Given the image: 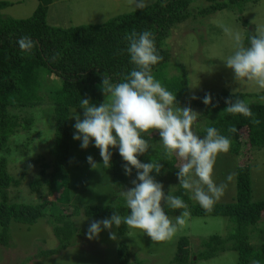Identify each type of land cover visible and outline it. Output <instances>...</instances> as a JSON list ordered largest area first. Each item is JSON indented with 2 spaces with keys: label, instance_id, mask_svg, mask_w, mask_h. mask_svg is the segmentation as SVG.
<instances>
[{
  "label": "trees",
  "instance_id": "obj_1",
  "mask_svg": "<svg viewBox=\"0 0 264 264\" xmlns=\"http://www.w3.org/2000/svg\"><path fill=\"white\" fill-rule=\"evenodd\" d=\"M196 1L157 0L153 5L112 18L101 25L70 28H55L46 24V14L53 0H38L37 7L27 19L4 18L2 11L13 4L0 1V151L7 146L12 136L29 129L30 121L18 118L14 112L39 107L44 100L41 93L46 95L45 100L50 103L54 114L55 144L49 153L51 161L44 163L43 160H36L38 163L41 162V169L29 183L33 193H41V197L44 194L53 196L56 192L55 186L62 177L67 184L69 111L74 108L80 109V98H88L95 105L103 102L104 96L100 92V84L101 76L104 74L116 83L131 71L133 65L129 63L127 53L124 51L127 45L124 36L127 33L148 30L153 34L155 47L162 60L152 66V74L166 89L176 95V106L185 104L183 97L186 94L187 82L183 66L176 70L178 75L168 76V72H165L169 62L166 39L172 28L193 16L190 6ZM258 1L204 0L208 6L198 9L196 15L210 16L225 9L233 10L234 7L240 14L245 5L255 4ZM25 36L34 41V46L29 52H22L16 44L17 40ZM45 77L47 79L44 82ZM49 77L57 82L53 88L47 83ZM210 96L212 102L209 105L205 106L201 102L204 94H199L194 96L195 99L190 100V106L203 110V118L207 120L204 129L209 126L215 127L220 134L228 136L232 141L229 152L238 159L235 199L229 204H214L210 209H204L198 204H190V196L179 187L174 195L181 196L187 204L190 218H222L226 219L231 227L224 237L213 235L201 239L200 248L194 254L189 250L188 240L181 237L170 264H196L198 261L215 259L228 252L236 254V264H252L253 260L264 264V201H252L250 182L252 151L264 148V104L249 103V96L244 94L221 93ZM226 99L245 101L253 117L224 113ZM253 119L258 120L259 124H253ZM233 127L237 129L235 134L228 131ZM204 129L197 134L205 135ZM144 138L149 141L151 147L148 152L138 156V160L142 163L151 161L161 164L160 174L150 175H153L157 182L163 177L168 180L177 179L176 174L182 162L176 157L165 160L157 132H152L151 138L144 134ZM111 149L112 158L107 169L112 173L114 187L121 189L129 178L135 179L136 170L133 169L131 175L125 176L124 162L118 155L117 149ZM5 152H9V149ZM6 161L5 158H0L1 246L8 247L12 223L32 226L39 219L45 218L59 245L54 250L40 252L38 256H52L73 246L74 238L79 234L72 218L79 213L93 218H109L112 212L127 214L123 199L119 200L117 205L79 208L71 207L67 198L64 205L60 204L63 209H58L57 213L48 208L55 201H44L33 206L11 204L9 189L19 187L20 181L8 174ZM24 172H27L26 167ZM24 172L21 174V179L25 175ZM63 196L64 194L61 193V199ZM181 211L183 210L165 207L169 217H175ZM116 230L122 239L116 250L117 262L129 264V247L123 241L127 227L121 224ZM251 239H256V242L252 243Z\"/></svg>",
  "mask_w": 264,
  "mask_h": 264
},
{
  "label": "rangeland",
  "instance_id": "obj_2",
  "mask_svg": "<svg viewBox=\"0 0 264 264\" xmlns=\"http://www.w3.org/2000/svg\"><path fill=\"white\" fill-rule=\"evenodd\" d=\"M4 1L13 4L2 11L4 18L11 19L29 18L38 5V0ZM156 1L143 0L144 7L153 5ZM136 3L137 0H53L46 14V24L55 28L101 25L112 18L140 9L137 8ZM206 6L208 4L204 0L194 2L190 6L193 16L172 28L166 39L169 62H167L165 72H168V76L178 75L176 70L183 66L187 82L186 94L183 97L186 102L178 107H190L199 113L200 122L193 129L196 134L207 124L206 118H203V110L190 106V100L196 95L244 94L249 96V103L264 104V99H261L264 96V89L258 90L254 84L234 81L231 70L225 67L224 60L231 54L233 48L232 42L224 35L221 28V25H228L240 30L244 43L247 44L248 35L255 34L258 28L264 27V0L245 5L240 14L234 7L233 10L225 9L210 16H197L198 9ZM46 79L45 77L44 82ZM47 83L50 88L57 84L55 79L50 77ZM41 95L44 100L39 107L14 112L18 118L30 121L29 129L12 136L7 146L0 151V158L7 160L8 174L20 181L19 187L9 189V202L33 206L44 201H55L48 208L56 213L58 209H63L61 205L67 202L65 201L67 198L71 207L117 205L122 199L119 195L120 191L131 188L132 180L129 178L122 189L114 187L112 173L109 169H105L99 150L93 147L91 142L87 149H81L80 142L72 139L75 121L70 117H68L70 138L67 184L63 177L60 178L53 196L44 194L41 197V193L36 194L31 191L29 183L41 169V162L38 163L36 160L49 163L51 161L49 153L55 144L54 114L50 103L45 100L46 95L43 93ZM76 114L82 118L83 110L76 109ZM7 149L9 152H5ZM109 151L112 153L111 148ZM88 156H91L97 164L95 169L87 163ZM237 163V157L229 151L217 156L213 169V180L220 184L225 181L227 174L235 173V176L234 181L228 184L223 196L215 204H229L234 201ZM25 167L27 172H24ZM23 172L25 175L21 179ZM250 182L252 201H264V148L252 151ZM159 183L162 184L165 195L169 190L175 194L178 189L177 179L168 180L163 177ZM61 193L64 194L62 199ZM188 195L190 196L189 193ZM190 200V204H197L192 199ZM161 204L163 206V201ZM68 209L70 210L69 207ZM170 218L174 219V217ZM104 219L107 218L87 217L79 213L72 218L77 234H79L74 238L73 246L48 257L38 255L40 252L56 249L59 241L46 224L45 218L39 219L32 226L12 223L8 247L0 245V264H118L116 250L122 239L115 226L110 230L102 229L95 239L89 240L85 237V232L93 221ZM227 224V220L222 218H189L186 226L180 229L173 238L160 242L151 241L138 230H134L137 232L136 235L129 236V229H127L123 241L129 247V264H170L175 255L177 242L181 237L188 240L189 250L191 254H194L200 248L201 239L213 235L224 237L231 227ZM109 231L116 233L115 240L109 239ZM250 241L255 243L256 239ZM236 257L235 253L228 252L218 258L198 261L196 264H236Z\"/></svg>",
  "mask_w": 264,
  "mask_h": 264
},
{
  "label": "clouds",
  "instance_id": "obj_3",
  "mask_svg": "<svg viewBox=\"0 0 264 264\" xmlns=\"http://www.w3.org/2000/svg\"><path fill=\"white\" fill-rule=\"evenodd\" d=\"M136 6L144 7L143 0H137ZM221 28L232 42L233 50L224 60V65L231 70L234 81L254 84L258 90L264 89V27L258 28L255 34L250 33L247 44L240 30L228 25H221ZM124 40L127 42L124 51L133 65L131 71L116 83L107 74L101 76L103 102L95 105L88 98H80L82 118L76 114V108L68 116L75 121L72 139L80 142L81 149H87L91 142L99 150L106 169L110 167L112 155L109 149L115 148L124 162L125 176L136 170L132 187L126 191L121 188L119 193L127 214L112 212L107 219L93 221L85 237L95 239L102 229L110 230L113 226L118 229L123 224L129 229V236L136 235L134 230H138L151 241H167L186 226L190 212L181 196L172 194L170 190L165 195L162 184L150 175H159L161 164L138 160L137 157L151 147L144 134L151 138L152 132H157L165 160L176 157L182 162L176 174L178 187L189 193L190 199L204 209H210L223 196L228 184L234 181L235 173L227 174L220 184L213 180L217 156L227 153L232 141L211 126L204 129L205 135H197L193 129L198 123L199 113L190 107L176 106V95L154 78L152 66L157 65L162 57L150 31H131L124 36ZM16 44L22 52H29L34 41L25 36ZM201 102L207 106L212 97L205 94ZM225 104L224 113L253 117L250 107L243 100L226 99ZM252 123L259 124V121L253 119ZM228 131L235 134L237 129L233 127ZM86 160L91 168H96L97 164L91 156ZM165 207L183 211L173 219L165 212ZM116 238V233L109 231V239ZM252 264L259 262L253 260Z\"/></svg>",
  "mask_w": 264,
  "mask_h": 264
}]
</instances>
